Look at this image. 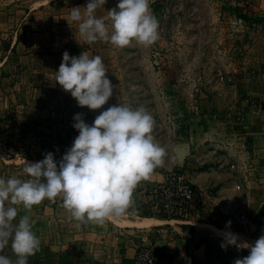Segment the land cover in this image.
Instances as JSON below:
<instances>
[{
	"label": "crops",
	"instance_id": "1",
	"mask_svg": "<svg viewBox=\"0 0 264 264\" xmlns=\"http://www.w3.org/2000/svg\"><path fill=\"white\" fill-rule=\"evenodd\" d=\"M13 2L5 0L6 8L0 10L1 40L12 38L2 62L4 81L9 84H4V93L17 100L25 116L34 112V125L29 127L22 118V129L41 128L46 112L49 128L65 129L63 140L74 128L76 113H83L91 124L103 111L80 107L56 83L63 53L78 56L86 51L102 58L109 79L117 85L104 108L120 103L147 110L155 121L154 140L165 149L163 163L138 182L132 203L119 218L103 224L78 222L60 197L31 209L17 206V220L28 215L41 241L28 264H135L144 245H150L155 264H233L247 256L249 249L221 248L223 237L216 230H225L231 221L229 230L242 240L254 243L264 234V60L248 58L243 73L231 62L224 69L208 63L204 91L198 83L201 79L187 81L182 73L172 72L170 62V69L165 63L159 67L153 56L156 42L149 47L133 43L119 48L84 41L70 11L85 7L88 0H45L32 6ZM117 4L118 0H107L96 15L107 18L108 10ZM166 6L165 0L150 3L158 32L167 28L172 16ZM219 71L225 78L242 75L243 85L220 83ZM176 170L192 183L197 201L183 220L171 221L157 212L156 192ZM4 254L15 259L10 246Z\"/></svg>",
	"mask_w": 264,
	"mask_h": 264
},
{
	"label": "clouds",
	"instance_id": "2",
	"mask_svg": "<svg viewBox=\"0 0 264 264\" xmlns=\"http://www.w3.org/2000/svg\"><path fill=\"white\" fill-rule=\"evenodd\" d=\"M106 2L88 0L85 7H72L71 20L77 23L84 41H103L119 48L133 43L149 47L157 41L159 22L152 13L151 0H118L107 18L98 17L97 9ZM109 19L110 24L106 22ZM107 72L99 55L63 53L55 71L56 83L80 107L103 111L91 124L83 113L74 115L78 135L59 161L49 151L42 160L25 163L23 173L28 178L0 177V264H28L41 246L30 217L23 215L17 220V206L31 209L45 199L60 197L74 220L103 224L126 212L138 182L163 163L165 149L154 140L155 121L147 110L120 103L104 108L117 88ZM230 228L228 221L225 230H216L223 237L221 248L250 250L233 264H264V234L253 243L242 240ZM9 246L15 259L4 254Z\"/></svg>",
	"mask_w": 264,
	"mask_h": 264
},
{
	"label": "rangeland",
	"instance_id": "3",
	"mask_svg": "<svg viewBox=\"0 0 264 264\" xmlns=\"http://www.w3.org/2000/svg\"><path fill=\"white\" fill-rule=\"evenodd\" d=\"M41 1L45 0H14L13 5L32 6ZM165 1L172 16L166 24L168 29L158 32L156 48L153 50L159 67L170 69V62L173 73H182L187 81L201 79L198 83L206 91L208 83L204 79L208 75V63L214 62V67L224 69L231 62V67L240 71L248 66V58H254L259 63L264 60V0ZM4 2L5 0H0V10L6 8ZM17 30L19 31L18 27L15 32ZM2 34L0 31V40L3 38ZM12 37L15 38V34ZM9 41H12L11 36L5 43L3 41V47L0 46V172L4 178L16 176L25 179L28 178L23 173L26 162L42 160L49 151L59 161L62 151L71 147L78 131L73 128L60 140L65 135V129L49 128V113L46 112L41 124L42 130L38 127L21 128L19 123L22 118L32 127L34 124L31 120L35 114L29 112L25 116L21 113L17 100L12 101L4 93V84H9L4 81L5 70L2 62L5 51L10 50ZM221 76L225 74L219 71V82L222 84H236L238 88L243 85L242 75H236L233 83L221 80ZM241 95L242 98L243 94ZM54 120L61 121L63 118L54 117Z\"/></svg>",
	"mask_w": 264,
	"mask_h": 264
},
{
	"label": "built area",
	"instance_id": "4",
	"mask_svg": "<svg viewBox=\"0 0 264 264\" xmlns=\"http://www.w3.org/2000/svg\"><path fill=\"white\" fill-rule=\"evenodd\" d=\"M221 80L233 82L232 78H225L224 76H221ZM67 149L68 147L62 151L61 158ZM196 201L197 191L194 186L176 170L169 173L166 186L156 192L155 207L159 215L168 220H182L190 212ZM135 264H155V257L150 245L139 248Z\"/></svg>",
	"mask_w": 264,
	"mask_h": 264
},
{
	"label": "trees",
	"instance_id": "5",
	"mask_svg": "<svg viewBox=\"0 0 264 264\" xmlns=\"http://www.w3.org/2000/svg\"><path fill=\"white\" fill-rule=\"evenodd\" d=\"M179 174H181V172L180 171H177ZM160 217L161 218H163V219H165V220H168L166 217H164V216H162V215H160ZM183 220V219H182ZM188 226H186V225H183V228L184 229H186Z\"/></svg>",
	"mask_w": 264,
	"mask_h": 264
}]
</instances>
